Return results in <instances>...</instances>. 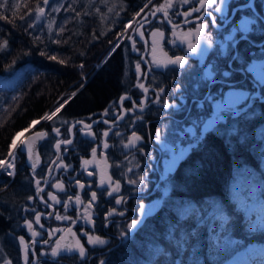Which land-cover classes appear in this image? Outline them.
<instances>
[{
  "label": "flooded vegetation",
  "instance_id": "obj_1",
  "mask_svg": "<svg viewBox=\"0 0 264 264\" xmlns=\"http://www.w3.org/2000/svg\"><path fill=\"white\" fill-rule=\"evenodd\" d=\"M215 6L150 0L122 33L123 70L113 81L115 92L94 113L73 110L65 100L48 114L55 112L51 119L30 124L20 141L36 132L40 159L30 167L22 154L13 175L0 183V264H25V248L28 264H100L148 215L134 228L128 225L161 198L158 186L178 164L168 171L173 156L186 149L185 157L217 126L224 131L232 125L229 117L216 119L229 89L248 97L233 118L264 102L258 82L264 73V0H227L219 13ZM245 24L248 30L240 31ZM177 56L184 57L183 68L169 63ZM89 237L105 243H89Z\"/></svg>",
  "mask_w": 264,
  "mask_h": 264
},
{
  "label": "trees",
  "instance_id": "obj_2",
  "mask_svg": "<svg viewBox=\"0 0 264 264\" xmlns=\"http://www.w3.org/2000/svg\"><path fill=\"white\" fill-rule=\"evenodd\" d=\"M147 1L49 0L45 5L43 0H9L18 7H0V16L5 17L0 19V42L8 41L0 51L4 76L0 159L17 131L53 109L84 81L64 102L73 110L95 111L115 92L113 81L123 70L120 51L125 40L95 71L96 63ZM37 3L44 9L39 19ZM249 111L229 120V132H212L210 139L187 153L162 182L160 209L111 248L104 264H220L242 247L248 251L235 264H264V191L249 209L248 197L241 204L229 194L237 170L264 179V167L259 166L264 163V102ZM238 134L258 140L248 160L243 158L246 152ZM8 179L0 173V183Z\"/></svg>",
  "mask_w": 264,
  "mask_h": 264
},
{
  "label": "snow or ice",
  "instance_id": "obj_3",
  "mask_svg": "<svg viewBox=\"0 0 264 264\" xmlns=\"http://www.w3.org/2000/svg\"><path fill=\"white\" fill-rule=\"evenodd\" d=\"M189 0H183V3H188ZM43 3L45 5H47L49 3V0H43ZM200 4H201V8H204L205 6H213V5H219V6H215L214 7V11L215 12H223L224 11V7L227 5V0H200ZM0 7L2 8H5V9H8L9 7H12V8H15V7H18V5H15V4H12L10 5L9 4V0H0ZM167 7H172V4L171 2L168 3ZM192 11H200L199 8H193ZM44 12V9L40 7V5L37 3L36 5V19H39L40 16L43 14ZM30 15V13H29ZM185 15H189V13H185ZM209 15H211V13H209ZM5 17L4 16H0V19H4ZM21 19H24V17L22 16ZM11 22V21H10ZM212 23L215 25L216 24V17H212ZM33 25H29V27H32ZM205 25L204 24H201L200 25V28H204ZM248 28H247V24L245 25H242L241 28H240V31H247ZM162 35V33H161ZM208 43L209 45H211V40H208ZM8 47V41L7 40H4L2 42H0V51L4 50L5 48ZM189 51L195 53L197 51V48L195 46H193L191 44V42H189ZM43 55V53H41ZM50 59H56V57H49ZM61 63H63V61H61ZM169 63L170 64H178L181 68L184 67L186 61L184 59V57L182 56H177L175 57V59H170L169 60ZM167 66V65H165ZM139 64H137V70L139 71ZM261 85H264V73H262L260 75V78H259V81H258ZM141 87H143V85H141ZM233 94L232 93H229V97H231ZM248 99L247 96H244V95H241L237 100H232V99H226L224 101L221 102L220 105H218V109L224 111V110H230L232 108L235 107L236 104L240 103L242 100H246ZM165 107H168L167 104L164 105ZM56 111H59V108L56 109ZM52 115H55V112L52 113L51 115H47L44 117L46 119H51V116ZM223 117L221 116H217L216 119H222ZM39 121H34L33 123H38ZM58 131V130H57ZM17 135H19V133H17ZM105 135H107V133H105ZM135 136V134H133ZM140 137L138 136H135V140H139ZM156 139L159 140L160 139V134L159 132L157 133L156 135ZM130 144L133 143V141H130L129 142ZM127 146V145H126ZM57 147H59V145H57ZM95 151V150H94ZM8 168H11L13 167V165L11 164H8L7 165ZM9 175H12L11 172H9ZM37 184H39V181H37ZM92 198L95 199V193H93L92 195ZM117 203H120V201L118 200ZM143 211V209H142ZM59 219V217H57ZM39 217H37V221H38ZM138 223V221H133L131 224L128 225L129 229H132L136 226V224ZM29 228H31V224H29ZM21 242L23 243V237H21ZM46 243V242H45ZM89 243H98V244H103L105 243V241L101 240L99 237H96L95 239L89 237ZM61 250V246L59 245V243L57 244V247L53 248L52 249V256H57L59 254ZM69 251H71V247H68ZM79 254L81 257H83L85 255V249L83 248V246H79ZM25 264H28V255H27V248H25ZM100 264H104V261H101Z\"/></svg>",
  "mask_w": 264,
  "mask_h": 264
},
{
  "label": "rangeland",
  "instance_id": "obj_4",
  "mask_svg": "<svg viewBox=\"0 0 264 264\" xmlns=\"http://www.w3.org/2000/svg\"><path fill=\"white\" fill-rule=\"evenodd\" d=\"M126 28L124 30H126ZM113 44L110 50L112 49ZM229 93H232L233 95L229 97ZM241 95L245 96L246 91H243L242 89L239 88H231L229 89V92L225 100L229 98L232 100H237ZM243 104L244 102L242 100L240 103L236 104L234 108L230 110H224L222 112V115L219 116L227 117V118L229 117V119H232L233 117H231L230 114H232L234 111L240 110L243 107ZM227 130L228 132L230 130V125L228 123H227V129L224 131H222V128H220L219 126L216 127V131H218L219 133H223ZM162 185L163 184L160 183L158 187H161ZM229 190L231 191V193H229L231 197H237L241 204L246 202L245 205L247 206V209H249L255 206L256 201H258L256 200V197H258L260 190L264 191V179L257 180L254 178H250V175H246L244 173L240 174V171L237 170L235 177L229 182ZM163 191L165 190L163 189ZM162 194L163 192L161 193V195ZM247 197L248 200L244 202V198ZM247 251H248L247 247H242L238 249L232 256H230L228 259H226L224 262L220 264H235L239 257H241L242 255H246Z\"/></svg>",
  "mask_w": 264,
  "mask_h": 264
},
{
  "label": "bare ground",
  "instance_id": "obj_5",
  "mask_svg": "<svg viewBox=\"0 0 264 264\" xmlns=\"http://www.w3.org/2000/svg\"><path fill=\"white\" fill-rule=\"evenodd\" d=\"M149 3V1H147V2H145L144 3V5L141 7V9L144 7V6H146L147 4ZM118 45V42L116 43V44H113V46H115L114 48H116V46ZM97 67H95V71L97 70L96 69ZM4 79V76L2 75V74H0V83L2 82V80ZM85 84V81L83 82V84H81L77 89H75V90H73L72 92H70V94L69 95H67L66 96V98L67 99H69V98H72L74 95H75V93L83 86ZM66 99V100H67ZM70 100V99H69ZM95 111H92V112H85L86 114H90V113H94ZM49 113H51V111H48V112H46L43 116H41V117H45L46 116V114L48 115ZM41 117H39V118H41ZM36 119H38V118H36ZM256 131L257 132H260V125L259 126H257L256 127ZM17 133H19V135H17ZM24 134H23V132H22V130H19V131H17L14 135H13V137H12V139H11V141H10V144H9V146H8V150H7V152H6V158H8V159H13V157H15V158H17V159H20V157H22V154L24 155V160H25V163H26V165L27 166H30V167H32V166H34L38 161H39V156H38V154H37V152H35V151H32L31 149H29V151H22V152H19V153H17V152H15L14 150H13V146H15L16 145V143H17V146H18V144H19V142H20V140H21V138H22V136H23ZM238 136L240 137V139H239V141H240V146L244 149V151L246 152L245 154H244V157H243V155H242V157L243 158H246L247 160H248V157H250L252 154H251V152L249 151V150H253L254 149V147L256 146V144L258 143V140L256 139V138H254L252 135H249L248 137H244V136H242L241 134H238ZM223 140H225V138L223 137ZM223 145L224 146H227V144L225 143V142H223ZM231 145V144H230ZM241 148V149H242ZM239 149H240V147H239ZM180 152V151H179ZM190 153V152H189ZM238 156H240V155H238ZM4 159H2V160H0V161H3ZM261 162H263V161H261ZM263 164V166L262 165H259L262 169H263V167H264V163H262ZM247 165H249V164H247ZM2 166L4 167V169H9L7 166H6V162L5 161H3L2 162ZM251 167H254L253 165L251 166ZM251 167H249V168H251ZM0 170H2L1 168H0ZM230 178V177H229ZM228 178V179H229ZM167 180V177H163V180H162V182H164V181H166ZM225 180H226V177H225ZM230 180V179H229ZM7 182V181H6ZM163 186V188L165 189V186L164 185H162Z\"/></svg>",
  "mask_w": 264,
  "mask_h": 264
},
{
  "label": "water",
  "instance_id": "obj_6",
  "mask_svg": "<svg viewBox=\"0 0 264 264\" xmlns=\"http://www.w3.org/2000/svg\"><path fill=\"white\" fill-rule=\"evenodd\" d=\"M210 126L206 127L209 128ZM36 134V132H32L30 134H28L21 142L20 144V151L24 152V151H29V149H31L32 151L36 152V146H37V140L38 136H34ZM186 154V149L178 152L175 156H173V161L171 163V165L167 166L168 171H172L174 169V167L176 166V164L178 163V161ZM161 201L160 199L156 200L155 202L149 204L144 211L142 212L141 217L137 220L138 223L136 224V226L143 220V218L146 215H150L153 214L155 211H157L160 207Z\"/></svg>",
  "mask_w": 264,
  "mask_h": 264
}]
</instances>
